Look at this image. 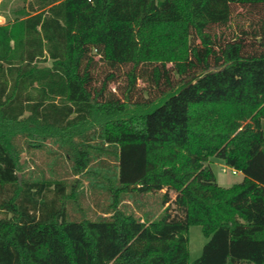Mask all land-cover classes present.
<instances>
[{
    "label": "trees",
    "instance_id": "obj_1",
    "mask_svg": "<svg viewBox=\"0 0 264 264\" xmlns=\"http://www.w3.org/2000/svg\"><path fill=\"white\" fill-rule=\"evenodd\" d=\"M238 10L247 27L217 34ZM13 13L0 264H264V0H24ZM40 150L49 176L21 161ZM212 158L242 180L219 186ZM192 226L206 242L190 261Z\"/></svg>",
    "mask_w": 264,
    "mask_h": 264
},
{
    "label": "rangeland",
    "instance_id": "obj_2",
    "mask_svg": "<svg viewBox=\"0 0 264 264\" xmlns=\"http://www.w3.org/2000/svg\"><path fill=\"white\" fill-rule=\"evenodd\" d=\"M24 0H0V25L5 24L8 21H12L14 19V13L13 11L21 8L23 6ZM240 16L235 17V21H233L232 25L229 27H225L222 29H217L216 33L217 34H223L227 37H229L234 29H236V23L243 25L247 27L248 23L246 19L244 18V13L241 10H238ZM242 13V14H241ZM242 16V17H241ZM124 77H120L119 81L122 82ZM138 87H143L144 84L140 81L137 82ZM116 84H110L109 88L111 90H117L116 89ZM52 149L54 147L52 146ZM51 158L49 157V154L45 150H40V151H35L34 155L30 154H22L21 156V161L25 162L26 170L28 172H33L34 174L39 171H43L46 176L50 175V172H48V159ZM212 163H209L215 177L216 181L219 185L223 187H229L234 183H238L242 180V175L239 173L232 172V170L225 166L223 162L220 159L217 158H212ZM224 170V171H222ZM67 169L66 167L62 165H58V167L55 170V173H58L61 176L67 175ZM71 178V177H69ZM82 186H85V183H82ZM170 197L173 199L174 198V193L170 192ZM91 206L90 215L91 217H95V214H97L100 211L101 207H104L106 204L104 199H100V205L99 207H96L93 205L92 201L90 199L86 200V205ZM171 207H173V204H170ZM2 214L0 213V217ZM188 248H189V260L193 261L196 258L199 257L201 253V249L206 242L205 237L202 235L201 229L199 226H192L189 228L188 231Z\"/></svg>",
    "mask_w": 264,
    "mask_h": 264
},
{
    "label": "crops",
    "instance_id": "obj_3",
    "mask_svg": "<svg viewBox=\"0 0 264 264\" xmlns=\"http://www.w3.org/2000/svg\"><path fill=\"white\" fill-rule=\"evenodd\" d=\"M210 163H212V160H210ZM211 168V167H210ZM235 173H239L240 175H242L240 172H237V171H235ZM216 178V177H215ZM242 178H243V175H242ZM216 183H217V181H216ZM218 184V183H217ZM219 185V184H218ZM219 186H221V185H219ZM223 187V186H222Z\"/></svg>",
    "mask_w": 264,
    "mask_h": 264
},
{
    "label": "built area",
    "instance_id": "obj_4",
    "mask_svg": "<svg viewBox=\"0 0 264 264\" xmlns=\"http://www.w3.org/2000/svg\"><path fill=\"white\" fill-rule=\"evenodd\" d=\"M232 170V169H231ZM222 171H224V170H222ZM232 172H235V170H232Z\"/></svg>",
    "mask_w": 264,
    "mask_h": 264
}]
</instances>
